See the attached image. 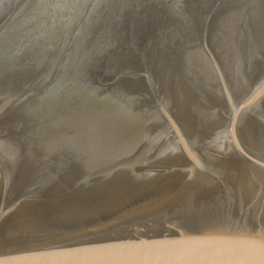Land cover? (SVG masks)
I'll return each instance as SVG.
<instances>
[{"label":"water","instance_id":"95a60500","mask_svg":"<svg viewBox=\"0 0 264 264\" xmlns=\"http://www.w3.org/2000/svg\"><path fill=\"white\" fill-rule=\"evenodd\" d=\"M0 264H264V0H0Z\"/></svg>","mask_w":264,"mask_h":264}]
</instances>
